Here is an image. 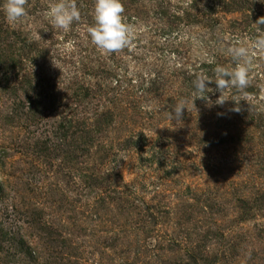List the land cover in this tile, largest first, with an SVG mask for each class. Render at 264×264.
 Masks as SVG:
<instances>
[{
  "label": "rangeland",
  "instance_id": "rangeland-1",
  "mask_svg": "<svg viewBox=\"0 0 264 264\" xmlns=\"http://www.w3.org/2000/svg\"><path fill=\"white\" fill-rule=\"evenodd\" d=\"M5 2L0 264H264V0H120L132 38L113 53L88 35L95 0H65L67 30L45 18L57 0L15 23ZM237 46L247 87L198 99Z\"/></svg>",
  "mask_w": 264,
  "mask_h": 264
},
{
  "label": "clouds",
  "instance_id": "clouds-1",
  "mask_svg": "<svg viewBox=\"0 0 264 264\" xmlns=\"http://www.w3.org/2000/svg\"><path fill=\"white\" fill-rule=\"evenodd\" d=\"M25 0H6L3 4V12L6 21L15 23L25 16ZM123 7L120 0H95L94 4V26L88 28V35L91 43L104 53H113L126 47L131 38V29L122 22ZM45 18L52 26L59 30H67L73 21L80 18L79 10L74 2L65 3V0H57L51 4L45 12ZM256 23L264 24V18ZM253 47L264 54V37L253 42ZM236 62V67L230 72L222 66L214 69L215 80L207 77H197L193 81L195 93L199 94L198 99H207L204 96L207 85L214 83L220 96L216 104H223L222 96L228 87H235L243 90L249 83V71L251 59L248 49L242 46L232 47L228 50ZM242 61V63H241ZM53 62V61H52ZM54 64V62H53ZM55 65V64H54ZM184 107L183 101L179 102L169 114V118L175 122L182 119ZM238 111L237 109H234Z\"/></svg>",
  "mask_w": 264,
  "mask_h": 264
},
{
  "label": "trees",
  "instance_id": "trees-1",
  "mask_svg": "<svg viewBox=\"0 0 264 264\" xmlns=\"http://www.w3.org/2000/svg\"><path fill=\"white\" fill-rule=\"evenodd\" d=\"M243 3H244V2H243ZM243 3H236L235 6L237 7V5H238V6L242 7ZM227 11H228V10H227Z\"/></svg>",
  "mask_w": 264,
  "mask_h": 264
}]
</instances>
